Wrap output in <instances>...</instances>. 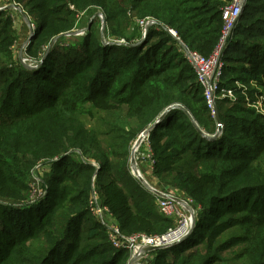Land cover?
<instances>
[{
  "label": "trees",
  "instance_id": "16d2710c",
  "mask_svg": "<svg viewBox=\"0 0 264 264\" xmlns=\"http://www.w3.org/2000/svg\"><path fill=\"white\" fill-rule=\"evenodd\" d=\"M229 1L191 0L190 2L199 6L195 9L186 7L189 2L187 0H117L115 3L106 0V3L102 4L112 13L110 19L118 24L126 23L128 10L140 15L149 13L164 24L168 23L189 47L209 56L221 35V10L225 7H222L223 2L227 4ZM44 9L46 17L36 22L34 35L31 37V51L46 43L45 36L48 42L57 37L63 28L66 29L63 27L57 31L56 25L68 24L67 20L56 17L54 6ZM245 9L225 54L223 88H232L231 82L225 81L226 70L242 74L243 82H253L259 88H264V34L254 35V42L249 43V35L244 31L248 29L247 24L242 25L243 22L253 19L256 13L264 15V6L248 7L249 15H245L247 8ZM196 10L211 14L213 23L218 25L212 27L213 23L210 25L204 19L195 17ZM4 13L6 12L2 11L0 15L3 16ZM44 28L50 33L43 32ZM159 30L162 39L144 48L141 47L142 43L133 45L130 41L121 46H103L92 39L87 42V38L71 48L60 49L55 45L49 51L42 67L32 71L22 66H8L7 63L13 61L12 47L17 34L13 29L12 19L5 22L4 28L1 29L3 37L0 39V90L4 103L9 104L7 110L16 117L19 116L17 118L20 125L19 130L10 131V125L0 124V155L4 151L7 153L9 134H13L16 141L11 158L7 153L6 158L0 161V196L23 199L26 187H22L38 160L60 156V163L64 164L62 168L65 172L70 169V164L82 165L84 160L96 158L101 161L100 157L105 155L101 162L105 167L109 166L113 152L118 148L121 149L122 155L129 153V143L137 136L141 119H144L145 124L154 123L164 110L177 100L186 102L188 107L185 108L190 115L197 117L200 125L209 133L208 120L214 119L217 124V118L212 115L205 101L197 75L188 62L192 75H186L181 68L176 71L180 66L172 63L171 57L175 50L174 45L178 50L177 42L166 30ZM152 34H159L158 30L151 28L145 40ZM239 35L244 38L242 47V41L237 39ZM164 36L166 38H163ZM170 43L174 45H169ZM232 53L236 57H232ZM232 62L239 63L242 67H227ZM189 80L193 81L189 83ZM1 82H4L7 88H2ZM132 90L134 94H129ZM254 96L251 94L252 104L258 102ZM22 97L25 98L24 101ZM227 102L229 99L216 101L222 124L220 105ZM14 104H17V107H14ZM124 111L125 113H122ZM250 113L252 121L233 122H238L240 132L252 137V148L248 155L242 154L247 150L245 147L228 141L231 140L232 134L225 132L215 141L207 138L205 131L199 129L200 127L197 129L191 123L192 119L186 110L169 112L152 134V149L157 161L155 175L161 182L166 181L168 187L194 197L203 206L198 216V231L194 232L197 234L195 236L201 239L203 236L198 234L201 227L199 225L202 222L204 224V221L209 222L212 215L204 216L217 204L220 206L214 215L217 219L225 210L249 208L250 211L256 209L264 212V207H256L259 198L264 202V116L255 115L253 111ZM130 119L139 124L135 127L127 123ZM87 121H94L98 127L87 128ZM27 141L29 145L34 142V147L29 148L30 154L26 149ZM187 154L193 158L189 162L193 166L191 170L180 165ZM92 168L94 167L91 164H86L82 170L88 169L86 173H91ZM94 173L95 171L92 172ZM102 173V169L97 172V178L101 177ZM66 177L73 183L68 173ZM107 189L108 201L117 212L125 234H132L130 231L139 230V227L145 230L153 229L158 234L160 229L156 228V224H172L159 211L160 216L154 213L152 207H146L149 202L145 203V195H135L133 204H129L128 197H124L122 204L117 197L119 190L116 185H109ZM250 191H253L251 206L248 207L247 204L246 207H239L245 202L235 200L238 197L241 199ZM83 192L85 191L72 194L63 205L67 211L66 216L61 217V223L55 226L49 225L52 222L49 218L55 215L63 201L57 199L53 189L49 188L46 199L23 205L22 209L16 205L0 203V264H18L19 255L28 256L23 264H57L55 259L62 257L64 258L59 264H110L120 251L126 253L114 249L110 243L109 250H97L95 257L86 259L74 260L73 255L68 257L69 252L59 253L66 240L78 237L85 230L94 229V226L84 228V222L80 225V221L87 217L86 208L81 207L84 203ZM57 194L60 196V193ZM231 203L240 209H235ZM222 205L231 207L224 209ZM249 216L247 218L252 221L246 224H252L254 231L249 232L246 239H243L248 245L241 258L232 261L264 264V218ZM222 218L223 215L219 217L220 220ZM46 225H49L51 230L53 227V230L44 231L47 246L40 253V249L28 247L26 243L33 240L34 234L44 230ZM64 226L66 229L60 231ZM214 226L202 225L201 228L209 234L201 241L203 243H199L190 251L177 249L178 245L171 249L154 251L152 254L172 252L173 257L166 264L226 263L227 261L217 254L220 250L218 247L215 249L213 243L217 232ZM207 239L208 243L205 242Z\"/></svg>",
  "mask_w": 264,
  "mask_h": 264
},
{
  "label": "rangeland",
  "instance_id": "374dc122",
  "mask_svg": "<svg viewBox=\"0 0 264 264\" xmlns=\"http://www.w3.org/2000/svg\"><path fill=\"white\" fill-rule=\"evenodd\" d=\"M117 0H112L110 3H115ZM186 7L188 9H195L196 7H199L197 3L190 2L191 0H187ZM106 3V0H65V2H62V0H15V5L20 8V12H22L26 16H30V19L34 25H36L37 21H41V19H44L46 15L44 14L46 12V8H51L55 7V13L56 17L67 20L68 24L66 26L62 25H56L55 30L59 31L61 28L65 27L61 30L62 32L52 39L51 41H46L47 36L44 38V43L43 45H40L39 47H36L33 51H31V37L30 40L28 41L27 49L25 52L27 53V56L30 57L31 59H39L41 55L44 54V56L47 54V47L49 48L50 44L53 41L55 42V45H58V48H71L76 45V43L84 40V38H87L88 41H95V43H99L100 45L107 46L111 45L110 43H114L117 41L125 40V41H130L133 45H137L138 43H142L141 47H147L150 44L159 41L161 38V31L158 30L159 34H152L149 39L144 40L143 39V34H142V29L139 27L138 23L141 19H145L148 17L154 18L162 25H167L171 27L168 23L164 24L162 20H158V18L154 17L153 15H150L149 13L146 14H138L134 13L131 10L127 11V16L128 19L126 20V23L123 24H118L115 20L110 19V16L112 13H110L109 9L107 8L106 5L102 4ZM223 6H226V2H223ZM257 6L261 8L264 6V0H248V3L246 5L247 11L245 15H249L247 13H250V8L252 6ZM246 10V9H245ZM195 17H199L200 19H204L206 22H208L210 25L213 23V20L210 18L211 14H207L205 11H200L196 10L195 11ZM100 16L103 18L101 19ZM8 19H12L10 14L8 12L4 13L3 16L0 15V39L3 37L1 32V29L4 28L5 22ZM208 19V20H207ZM247 24V30L245 29L244 31H247V35H249V43H253L254 35H259V34H264V15L261 13H256L254 15L253 19H250L247 22H243L242 25ZM218 24L213 23L212 27H216ZM10 31V29H9ZM43 32L50 33L49 30H46L45 28L43 29ZM84 32V35H80V33ZM163 38H166L165 36ZM237 39H240L242 42L241 47L244 45L243 42V36H237ZM24 40V39H23ZM22 40V41H23ZM26 41V42H27ZM24 42V43H26ZM148 44V45H147ZM246 44V42H245ZM54 45V46H55ZM169 45H174V43H170ZM23 44L19 46V51L21 55V48ZM117 46H121V44H118ZM94 49V48H93ZM174 53L172 54L173 56L171 57L172 63L175 65H178V70L180 68L186 73V75H192L190 72V67L187 64L186 59L183 57V55L180 53L179 50L174 45ZM37 50L39 51L37 53ZM42 51V52H40ZM46 51V52H45ZM140 49H138V52ZM137 52V53H138ZM40 53V54H39ZM43 56V57H44ZM232 57H236L235 54H231ZM170 58V56H169ZM17 63V64H15ZM12 61L11 63H7L8 66L14 67V64L17 65V67H26L23 65L20 61V59ZM171 63V64H172ZM1 67V64H0ZM227 67L230 68H240L242 67L241 64L232 62L229 63ZM28 69V68H27ZM29 70H31L29 68ZM244 76L239 73L233 72H228L226 70L225 74V81H230L232 88L234 89L233 92V97L229 99V102L221 104L220 105V111H221V116L223 117V124L222 128L219 129L220 127L215 123L214 119H209V124H210V131L207 133L204 130V126L200 125L199 120L197 117L191 114V123L197 127V129H201L202 131H205V133L209 134L210 136L217 135L216 138L210 139L212 141H215L218 137L223 135V133L227 132L229 134H232L233 136L231 137V143H236L241 145L242 147H245L247 150L242 153L243 155H248L250 152V149L252 148L251 139L252 137H248L244 132H240L238 128V122L236 124H233L234 120L237 121H244V122H250L253 120L252 113L253 111L255 115H260L264 116V100L261 105H254L252 104V98L251 94L255 95V99H260V97L263 96L264 98V88H259L257 85H255L253 82H243ZM193 80H189V83H191ZM2 83V88H7V85ZM136 90V89H135ZM129 94H134L133 90L131 92H128ZM24 95V94H23ZM201 95V93H200ZM22 100L24 101L25 98L22 97ZM174 104H180L184 107L186 111H188L185 107H188L186 102L183 100H177L172 103ZM9 104L4 103V98H3V93L0 90V124L6 123L7 125H10V131H15L19 130V121L16 115L12 114L9 110H7L6 107ZM105 106V105H104ZM14 107H17V104H14ZM84 108H88L87 106H84ZM4 109H6L4 111ZM89 109V108H88ZM192 111V110H191ZM244 111V112H243ZM189 112V111H188ZM194 112V111H193ZM122 113H125L122 112ZM190 113V112H189ZM208 117V115H206ZM9 120V121H6ZM222 121V120H221ZM127 123H131L135 127L139 124V122H136V120L130 119L127 121ZM137 124V125H136ZM149 124H145L144 119H141L140 125L141 127L138 128L137 132L140 133L144 128H146ZM86 127L89 129H94L97 128L98 125L95 126L94 121H87ZM133 127V126H132ZM135 129V128H134ZM137 133V135H138ZM7 139L9 140V144L6 147V151L8 153V157L11 158L13 155V145L15 144V138L13 134H9L7 136ZM135 139V138H134ZM131 142V141H130ZM130 145L129 143V149L130 150ZM34 147V142L33 144L26 142V149L27 153L30 154L29 148ZM7 153L4 151L0 155V161L3 158H6ZM101 161L105 159V155L101 156ZM128 158H129V153L122 155V151L120 148L115 150L113 152V158H112V163L105 167L101 161H99L97 158L95 159H89V160H84V164L79 165V164H70V169L66 170L64 172V169L62 168V163H60L61 157H55L52 159H42L38 160L36 162L35 167L31 170V173L28 174L27 180L24 182V187H26L25 191L23 192L24 198L20 199L19 197H3L0 196V203L2 204H8V205H16L22 209L23 205H26L30 203L32 194L34 192V189H39L37 190V194H35V197L38 196L39 193L44 194V198L48 197L49 194V188L54 190V194L56 192V197L62 202V206L60 204V207L58 210L55 212V215L53 217H50L49 219L52 220L49 225L55 226L58 223H61V217L66 216L65 213L67 212L65 208H63V205L66 204V202L72 197V194L76 192H83L84 195V203L81 207L86 208V213L87 217L85 218L84 221H80V225L82 222H84V228H89L91 226H94V229L92 231H87L85 230L83 233H80L78 237L70 238L66 240L64 245L60 248L59 253H68V257H71L73 255V259H86L90 257H95L94 255L97 254L98 251H107L109 250L110 245L107 239L106 235V229L105 227L97 224V219L92 213L90 209V199H91V194L93 191V188L95 187L99 193L100 200L101 202L108 206L110 209L112 215L114 216L115 220L121 225V222L119 220V217L117 215V212L114 210V208L111 207L109 201H108V194L109 190L107 189L109 185H116L118 188L119 192L117 197L120 199V202H123L124 197H128V203L133 204L135 202L134 196L136 195H145V203L148 204L146 207H152L154 213H156L158 216V209L153 202V197L150 195V193L146 192L143 187L140 186V184L135 181L129 174L128 172ZM193 160L192 156L190 154H187L184 157V161L180 163V165H184L187 169L191 170L193 166L190 165V161ZM76 161H78L76 159ZM78 163H80L78 161ZM91 164L94 168L93 171H95L94 174L91 173H86L88 169L82 170L84 165L86 164ZM86 167V166H85ZM115 168H118L119 170H116ZM103 170V173L101 174V177L97 178V172ZM30 172V171H29ZM66 173H68V176H71L73 179V183L69 181L68 177H66ZM72 174V175H71ZM38 178V180H37ZM58 179V181H56ZM157 179H152V183L156 182ZM166 182V181H165ZM165 182L162 181V184L166 185ZM167 183V182H166ZM22 184V182H20ZM84 185L86 187H84ZM85 189V190H83ZM60 193V196L57 194ZM180 196L185 198V199H192L194 201V207L195 209L198 210L199 214L202 211V205L192 196L179 192ZM128 195V196H127ZM253 191L247 192L244 196L241 197V199L238 197L235 201L237 202L240 200L241 202H245L242 206L239 207H246L248 204V207L251 206L252 201H253ZM264 196V192H263ZM252 197V198H251ZM151 199V200H150ZM259 204L256 205V207L259 209L261 207H264V202H261V199L259 198ZM124 204V203H122ZM224 209L226 207H235L233 203H231V206L227 205H222ZM218 204L215 206L211 212L206 214L204 217H209L212 215V218H210L209 222L204 221L201 223L202 225H215L216 229V235L213 240V243L215 245V249L218 247V252L217 254L222 257L226 263H221V264H242L241 261H232L235 260L236 258H241V254L245 247H247L248 242L243 241V239H246L247 235L249 232H253L254 228L252 224H246L250 223L252 220L247 218L250 217L249 215H254L256 217L264 218V212L261 213L259 210L253 209L250 211V209L242 208L241 210H233V211H227L222 212V214L218 216L217 218H214V215L217 212L218 209ZM240 209V208H239ZM204 213V212H202ZM198 214V216H199ZM223 218L220 220L219 217L221 216ZM246 215V216H245ZM243 217V218H241ZM50 220V221H51ZM244 223L242 225H239L238 223ZM49 225L45 226L44 230H40L37 233L34 234L33 240L28 241L26 245L28 247H32L34 249H40V253L45 249L47 246V237L44 235V231H52ZM64 223H62V226ZM156 228H159L160 231L158 234L153 230H145L143 227H139V230L135 231H130L132 234L135 233H148V235H159L165 233L167 230H169L172 227V224H156ZM200 227V230L198 234H202L203 238H199L198 236H195L197 234H194V236H191L188 238L184 243L179 245L177 249L183 248V251H190L192 248H196V245L199 243H203L201 241L204 240L205 236H207L209 233L207 231H204ZM66 227L60 228V231H64ZM0 231L1 228H0ZM129 231V230H128ZM198 229H196V232ZM135 232V233H134ZM145 233V234H146ZM206 243H208V239L205 240ZM177 247V246H176ZM177 254V252H176ZM174 254V255H176ZM27 255H19V259L17 261L18 264H23V262L27 259ZM173 255L172 252L169 253H162L161 255H155L151 254L148 257V261L151 264H166L168 261L172 259ZM64 257L62 258H57L55 259V262L57 264L61 263ZM129 259V256L127 252H121L116 255L110 262V264H127V261ZM232 261V262H231Z\"/></svg>",
  "mask_w": 264,
  "mask_h": 264
},
{
  "label": "built area",
  "instance_id": "2783aa9c",
  "mask_svg": "<svg viewBox=\"0 0 264 264\" xmlns=\"http://www.w3.org/2000/svg\"><path fill=\"white\" fill-rule=\"evenodd\" d=\"M247 3L248 0H230L221 10L223 21L221 35L216 47L209 56H204L199 51L189 47L173 28L162 25L154 18L141 19L138 23L142 29L144 40L151 28L164 29L176 40L179 52L195 71L198 82L203 88L205 101L215 117L217 112L216 101L233 97V88L222 87L225 69L224 58ZM14 7L20 11L18 6L15 5ZM100 18L102 19L103 17L100 16ZM26 21L31 28L30 37H32L36 26L32 23L30 17ZM80 35H84V32L80 33ZM30 37L28 40H30ZM109 44L126 45L127 42L121 40L113 44L109 42ZM27 45L28 41L21 48L20 61L30 69L37 68L43 62L44 54L37 60L31 59L25 52ZM263 100L262 96L254 105H261ZM171 106L174 110L185 111L180 104ZM189 116L191 117L190 113ZM156 126L155 122L148 125L132 141L129 150L128 172L146 192L150 193L154 198L157 209L165 218L172 222V227L159 235H148L145 233L125 234L108 206L101 202L95 187L91 194L90 209L92 213L96 217L97 222L105 227L110 245L116 250H123L129 254L127 264H150L148 257L154 251H149V249L160 248V250H167L181 245L194 234L197 227L199 212L194 207V201L181 197L177 190L162 184L155 175L157 161L152 149L151 138ZM155 178L157 181L152 183V179ZM37 190L39 189H34L30 204H34L44 198V194L41 193L35 197Z\"/></svg>",
  "mask_w": 264,
  "mask_h": 264
},
{
  "label": "crops",
  "instance_id": "0c3cea01",
  "mask_svg": "<svg viewBox=\"0 0 264 264\" xmlns=\"http://www.w3.org/2000/svg\"><path fill=\"white\" fill-rule=\"evenodd\" d=\"M14 6H15V0H0V12L5 11V12H8L10 14V16L12 18L13 29L15 30V32L17 34V39L15 40V43L12 47V54H11L12 59L15 63V61L17 59L19 60L21 57L20 51H19L20 50L19 46H21L22 44H24V42H26L28 40V38L31 36L32 31H31L29 24L26 21L28 16L26 17L22 12H20ZM48 53H49V51L47 52V54H46L43 62L41 63V65L44 63ZM15 64H17V63H15ZM41 65H39L37 68L31 69V70L37 71L40 69V67H42ZM127 130H129V128H127ZM133 140L134 139H132L130 143H132ZM153 201H154V198H153ZM154 203H155V201H154Z\"/></svg>",
  "mask_w": 264,
  "mask_h": 264
},
{
  "label": "water",
  "instance_id": "95a60500",
  "mask_svg": "<svg viewBox=\"0 0 264 264\" xmlns=\"http://www.w3.org/2000/svg\"><path fill=\"white\" fill-rule=\"evenodd\" d=\"M55 42H56V41H53V42L50 44V46H49L47 52L50 51V50L54 47ZM45 56H46V55H45ZM45 56L43 57V60H44ZM27 68H29V67H27ZM172 110H174L172 106H169L167 109H165L164 112H163V113L157 118V120L155 121V125H158L159 123H161V122L166 118V116L168 115V113L171 112ZM187 113H188V112H187ZM216 118H217V124H218V126L220 127L219 129H221V128H222V121H221V118H220V116H219V114H218L217 112H216ZM205 136H206L207 138L214 139V138H216L217 135L210 136V135L205 134ZM26 205H31V204L28 203V204H26ZM158 250H160V248H151V249H149V251H158Z\"/></svg>",
  "mask_w": 264,
  "mask_h": 264
}]
</instances>
